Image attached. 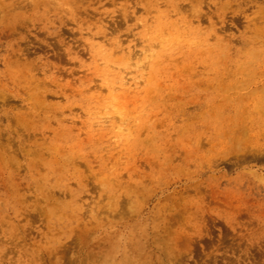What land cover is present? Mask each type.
Wrapping results in <instances>:
<instances>
[{
	"label": "rangeland",
	"instance_id": "1",
	"mask_svg": "<svg viewBox=\"0 0 264 264\" xmlns=\"http://www.w3.org/2000/svg\"><path fill=\"white\" fill-rule=\"evenodd\" d=\"M0 264H264V0H0Z\"/></svg>",
	"mask_w": 264,
	"mask_h": 264
},
{
	"label": "bare ground",
	"instance_id": "2",
	"mask_svg": "<svg viewBox=\"0 0 264 264\" xmlns=\"http://www.w3.org/2000/svg\"><path fill=\"white\" fill-rule=\"evenodd\" d=\"M144 58L148 59L147 57H144ZM139 63H140V62H139ZM140 64H143V63L141 62ZM144 64H145V62H144ZM137 67H138V66H136V68H137ZM105 116H106V117H103V118H102L103 125L106 124V123L108 122L109 118H110V117H108L107 115H105ZM120 121H121V120H120ZM122 123H124V121H121L120 124H122ZM117 129H118V131H120V132H121V131H124V129H122L121 126L118 127ZM119 138H120V137H119Z\"/></svg>",
	"mask_w": 264,
	"mask_h": 264
}]
</instances>
